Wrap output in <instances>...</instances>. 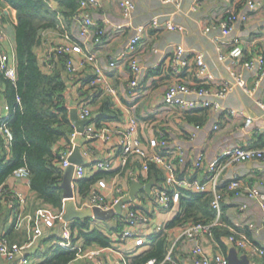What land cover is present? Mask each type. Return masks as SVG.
<instances>
[{"label":"crops","instance_id":"0c3cea01","mask_svg":"<svg viewBox=\"0 0 264 264\" xmlns=\"http://www.w3.org/2000/svg\"><path fill=\"white\" fill-rule=\"evenodd\" d=\"M119 1L98 0L99 6L92 11L94 19L101 27H104L106 32L104 44L95 51L96 63L103 69L106 68L111 56H114L135 28L144 25L152 17L161 15L181 27V30H167L165 28L144 30L140 35L139 46L136 51L140 65H147L154 59L153 48L163 53L176 45H182L190 59L189 70L181 76L182 79L188 84L195 83L192 70L195 68V55L200 53L204 56L207 72L214 77V80L210 81V85L219 87L221 83L217 80L229 81L228 65L230 67V61L218 60L219 50L224 51L226 55L229 46L225 45L219 49L217 40L219 30L216 18L220 12L240 10L248 1L254 2L256 8L250 11L247 19L233 30L230 39L237 37L240 40L244 59H251L257 54L264 55V0H202L196 13L190 11L189 0H183L182 7L178 9L174 5L163 4L159 0H131L135 8L130 19L123 18ZM104 18L108 19V24L104 23ZM0 19L9 25L4 48L10 55L11 62L15 64L14 25L16 24V12L3 0H0ZM207 26L211 29L205 33ZM50 29L56 30L51 34L52 44L66 43L61 39V36L66 33L71 39L67 44H78L69 22L61 20L58 27ZM45 48L39 40L33 46V52L37 57L40 70L44 74H51L54 70H59L69 78L65 71L64 60L62 62L60 57L57 60L46 61L44 59L43 51ZM81 52L82 48L80 52H73V58L77 59ZM165 62L158 70L147 72L140 84V89L134 94H130L127 89V83L131 76L128 64L124 62L123 58L117 60L116 66L108 72L109 81L116 90L117 96L105 95L97 98L91 91H86L83 96L85 99H90L93 96L90 101V109L94 117L92 122L97 124L101 136L93 140H86L80 135L72 137L71 134L68 140L62 138L52 148L53 153L59 155L64 151L70 152L68 158H72L75 163L74 167L81 166L83 169L82 177L76 179L73 175L72 181L73 200L78 209H91L88 205L89 200L93 193L97 192L103 195L108 202L121 198L122 201L131 203L146 213L148 221L137 226L135 238L124 241L119 240L120 232L124 228L125 213L122 209L109 221L91 217L87 219V229L78 230L74 225L75 221L67 222L62 219L64 199L61 210L42 203L31 191L29 185L25 183V180L12 174L7 178L5 184L9 188L25 194V211L34 213L39 208H45L51 214L49 223L35 222L41 232L33 237L29 244L31 251L29 264H41L50 253L62 246L59 244L65 233L70 236L69 249L77 251L75 257L70 261L71 264H98L99 261L109 264H127L131 259L147 252L150 249L152 238L161 234H166L170 242L169 250L172 249L171 261L167 262L171 264H194L189 256L187 243L180 238L178 227L166 229V224L172 221L180 211L179 197L175 192L173 193L172 203L167 210L155 205L154 193L148 194L143 189L137 190L134 194L135 198L132 200L130 191L133 183L145 185L152 182L153 191L167 187L165 178L161 182L154 178L149 179V171L141 170L139 156L133 155L123 159L115 145V136H111L109 140L103 139L102 136L104 133L109 134L112 131L125 129L131 119H136L138 137L148 153L161 151L158 133L164 132L168 143V152L165 155L175 165L176 177L178 179L196 178L199 181H204L208 167L221 153L239 144L246 147L263 145L264 135L256 133V130L260 127L264 128V120L260 119V110L255 104V99L258 96L264 97V83L256 96H247L239 89H234L226 97L223 105L227 109H234L237 112L236 115H221L218 121L219 130L212 132L210 126L213 123V117L208 112L197 111L194 114L183 115L176 108L159 105L165 87L173 79L167 71ZM235 69L240 70L241 67ZM81 74V77L90 76L88 70ZM248 77L250 83L253 77L250 75ZM70 85L66 94L70 104L69 113L73 106L76 108L79 101L75 93V82L71 81ZM103 103H106L109 108V116H103L101 112ZM9 114L6 101L0 94V118H7ZM245 116L255 119L252 129L249 131H246L243 126V117ZM97 117H101V119L95 121ZM196 126H198L197 129ZM192 133L195 134L194 138L191 137ZM200 152H203L205 156L202 168L196 170L191 166L190 161L194 160ZM181 157L184 159L183 162H180ZM96 161H107L109 169L94 170L93 163ZM64 170L62 169L63 172ZM232 174H238L245 187L259 186L264 192V163L248 161L236 166H227L219 174V179H226ZM132 175H138L140 181L135 182ZM95 176L97 177L95 178ZM169 191H174V189L169 187ZM242 203L247 204V209L244 211L238 209ZM221 212V221L218 226L228 229L229 235L244 236L251 244L253 243L252 245L255 244L254 246L264 249V225L261 226V212L254 201L247 199L246 196L236 198L227 194L221 202ZM158 224L164 226L159 231H157ZM259 227H261L260 233L256 234L255 229ZM80 231L85 233L97 231L107 238L109 245L105 247L95 243L87 245L83 237L79 235ZM246 231L250 233V238ZM4 235L11 239L9 240L11 244L24 243L27 237L26 231L13 229L11 211L6 206L0 214V237ZM227 239V237L222 238L229 250L230 245ZM202 243L208 254L219 253L226 258L227 254L221 250L214 238L211 240L203 239ZM237 252L238 255L246 254V252ZM249 260L250 264H254V260L251 261L250 257ZM0 264L9 263L0 259Z\"/></svg>","mask_w":264,"mask_h":264},{"label":"built area","instance_id":"2783aa9c","mask_svg":"<svg viewBox=\"0 0 264 264\" xmlns=\"http://www.w3.org/2000/svg\"><path fill=\"white\" fill-rule=\"evenodd\" d=\"M50 7L51 0H42ZM163 4L174 5L176 9L182 7L183 0H159ZM190 11L197 12L200 8L202 0H189ZM78 7L72 17L70 18V26L72 27L75 38L78 44L69 45V34H63L61 39L63 43H51V34L56 30L50 28L42 29L38 34V40L46 48L43 51V57L46 61L57 60L59 57L64 58L65 71L69 75L72 82H75V93L79 99L76 106V114L79 120L90 119V122L85 125L81 134L76 130L72 133V137L82 136L86 140H93L101 136L100 129L94 121L92 111L90 109V99L83 98L84 93L94 92L97 98L108 95L117 96L116 90L111 85L108 72H110L117 64V60L123 58L124 62L128 64L131 76L127 83V89L130 94H134L140 88V84L145 78L147 72L158 70L162 64L166 65L168 73L173 77L172 81L167 84L162 95L160 106L173 107L178 109L183 115L194 114L197 111H206L213 117L210 130L217 132L219 130V117L234 116L236 111L234 109H227L223 102L226 97L234 91L239 89L244 95L256 96L258 90L264 83V55L257 54L251 59H244V51L237 37L230 36L233 30L243 21L247 19L250 11L256 8V4L248 1L247 4L240 10L225 11L219 13L216 18L219 36V49L225 45L229 46L228 53L225 55L224 51L219 50V61H230L228 65L229 81L221 83L219 87H212L210 81L214 77L207 72V66L204 56L197 53L194 58L195 68L192 70L195 83L188 84L182 79V75L189 70L190 59L185 48L182 45H176L163 53L158 49L153 48L154 59L147 65H140L136 51L139 46V38L141 33L146 29L159 30L165 28L167 30H181V27L175 25L170 19L158 15L152 17L144 25L138 26L129 35L127 40L123 43L120 49L115 52L114 56L110 58L105 69L96 63L95 51L104 44L106 32L104 27H101L94 19L92 11L99 6L98 0H77ZM119 5L123 18L130 19L134 11V3L131 0H120ZM105 24H108V19L104 18ZM9 25L0 19V72L3 73L6 79L15 81V64L11 62V57L4 48L7 38V27ZM121 27V26H119ZM211 28L207 26L205 33L209 32ZM81 47H80V46ZM82 52L79 57L73 58V52ZM166 56V57H165ZM165 57V58H164ZM241 67L240 70L235 69ZM85 70L90 72V76L81 77V73ZM250 75L252 78L249 83ZM255 104L260 110V119L264 120V97H257ZM1 120V118H0ZM255 119L250 116L243 117V126L246 131L252 129ZM198 126H196V129ZM0 131L4 136L6 142L11 141V134L8 128L0 126ZM256 133L264 135V128L260 127ZM159 147L160 152L148 153L144 148L141 140L137 134V121L131 119L126 125L125 129L120 131H112L111 133H104L103 139L109 140L111 136L116 138V147L119 149L123 159H127L133 155L139 156L141 159V170L149 171V165L154 164L164 173L165 183L167 187L162 189L151 190L154 193L155 205L161 209H169L172 203V195L175 192L179 197V190L192 191L196 193H208L211 195L210 206L215 211V217L210 223H183L178 227L180 231V238L184 239L188 245L189 256L194 261V264H227L226 258L222 254H208L203 247V239L211 240L213 238L212 230L218 226L221 221V202L227 194H231L236 198L246 196L247 199L254 201L261 212V226L264 225V192L259 186L245 187L242 184L238 174H232L228 178L220 180L219 174L227 166H236L248 161H260L264 163V143L260 147H246L244 145H236L224 153H221L216 160L208 167L204 181H199L196 178L178 179L176 177L175 165L171 159L165 155L168 152V143L164 132H159ZM194 138L195 134L192 133ZM70 152H62L59 155L60 167L65 169L70 165L68 160ZM204 153L200 152L194 160L190 161L191 166L200 170ZM184 159L181 157L180 162ZM93 168L96 171H103L109 169L107 161H96L93 163ZM83 169L81 166L74 167V177L79 179L82 177ZM17 178L25 180L29 185L27 178V171L25 168L17 169L13 172ZM135 182L140 181L138 175H132ZM169 187L174 191H169ZM26 202L25 194L16 191L12 188L8 190L0 187V207H8L12 216V227L15 231H26L27 237L24 243L11 244L4 237H0V259L7 261L9 264H29L30 263V249L29 244L32 238L39 235L41 230L35 225L36 221L50 222L51 214L45 208H39L34 213L25 211L24 206ZM120 204V209L124 210V228L120 232L119 240L124 241L133 239L137 236L136 228L139 224L148 221L146 213L136 208L131 203L122 201L121 198L115 199L113 202H108L106 198L100 193H93L89 200V207H98L102 210L113 209L115 205ZM240 211L247 209V204L242 203L238 208ZM164 226L157 225V231ZM261 227L255 229L256 234L260 233ZM70 236L65 233L59 245L65 249H69ZM230 247H234L239 252H246L251 261L255 257L264 255V249L252 245L244 236L231 234L227 239ZM68 246V247H67ZM172 249L166 255L165 261H171ZM90 256V255H89ZM68 264H71L70 262ZM98 264H109L99 261ZM126 264V263H124ZM146 264H154L149 261ZM253 264V263H251Z\"/></svg>","mask_w":264,"mask_h":264},{"label":"trees","instance_id":"16d2710c","mask_svg":"<svg viewBox=\"0 0 264 264\" xmlns=\"http://www.w3.org/2000/svg\"><path fill=\"white\" fill-rule=\"evenodd\" d=\"M16 12L14 25L15 81L6 79L0 72V94L3 95L10 114L0 120L10 131L11 141H5L0 133V187L8 190L5 182L14 171L25 168L31 191L42 203L59 210L63 207L60 187L63 171L59 154L52 151L62 138L67 139L74 132L69 118L67 90L71 80L62 71L54 70L44 74L38 65L33 46L38 42L42 29H55L60 21L70 23L78 7L77 0H51L50 7L42 0H3ZM61 19V20H60ZM62 62L63 57H60ZM104 102V101H103ZM106 103L101 106L103 116H109ZM97 117L95 121H99ZM97 176H95L96 178ZM163 181L164 173L156 165H149V179ZM179 213L166 224V229L180 227L183 223H210L215 211L210 206L211 195L179 190ZM4 207H0V214ZM78 230L87 229V219L74 222ZM230 231L222 226L212 230L213 238L227 254L228 247L222 240ZM250 238V233L246 231ZM85 244L109 245L107 238L97 231H80ZM229 235V236H228ZM4 237L9 241L7 235ZM253 244V243H252ZM255 245V244H254ZM170 242L166 234L152 238L150 249L131 259L127 264H171L165 261ZM77 254L76 250L57 247L41 264H68ZM254 264H264V255L254 258Z\"/></svg>","mask_w":264,"mask_h":264},{"label":"water","instance_id":"95a60500","mask_svg":"<svg viewBox=\"0 0 264 264\" xmlns=\"http://www.w3.org/2000/svg\"><path fill=\"white\" fill-rule=\"evenodd\" d=\"M70 122L75 128L78 134H81L85 125L90 122V119L79 120L76 114V108L73 106L70 109L69 113ZM70 165L65 168L63 172V178L60 184L62 189V197L64 199V214L62 219L64 221H76V220H84L89 219L91 217L109 221L112 217L120 213V204L114 206L113 209L102 210L98 207H93L91 209L81 208L78 209L75 206L73 200V189H72V181L74 174V161L72 158H68ZM153 187V183L149 182L145 185H140L137 183H133L131 186L130 197L134 200V194L137 190H144L146 193L150 194ZM227 264H250V260L247 254L238 255L237 250L234 247H230L228 253L226 255Z\"/></svg>","mask_w":264,"mask_h":264}]
</instances>
